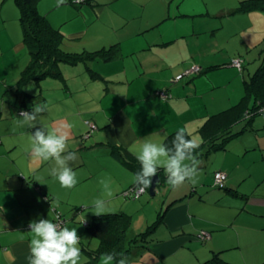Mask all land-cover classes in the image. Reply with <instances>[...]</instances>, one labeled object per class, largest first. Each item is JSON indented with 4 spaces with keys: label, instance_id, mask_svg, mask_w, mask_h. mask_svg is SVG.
<instances>
[{
    "label": "crops",
    "instance_id": "0c3cea01",
    "mask_svg": "<svg viewBox=\"0 0 264 264\" xmlns=\"http://www.w3.org/2000/svg\"><path fill=\"white\" fill-rule=\"evenodd\" d=\"M240 1L244 0H221L219 3L214 0L75 1L78 6L72 10L71 17L80 16L81 21L77 19L73 24L74 31L68 32L69 38L63 27L71 18L63 22L50 20L63 33L64 42L67 40L63 47L75 52L103 49L105 57L99 56L84 64L68 63L70 66L61 67L60 77H46L40 83L32 80L26 85L27 89L42 88L44 100L41 103L48 106L41 117L43 125L51 122H57L55 127L58 122L71 125L66 150L76 153L77 159L72 165L75 172L82 166L95 170L97 166L92 165L95 160L89 161L88 155H108V151L111 155L112 145L127 148L136 156L145 141L166 145L167 137L181 128L197 141L194 155L200 161L198 176L202 175L195 184L185 181L176 190L171 187L168 198L178 200L171 203L164 223L167 233L173 237L155 241L147 249L156 258L154 264H170L168 259L183 250L195 253L192 264H207L205 261L215 255L231 264L260 263L255 260L254 248V255L247 257L241 240L223 232L228 228L226 220L232 213L233 216L264 217V187L257 192L261 184L255 189L250 182L253 172L250 168L255 162L244 171L238 160L248 151H264V120L254 124L260 119L255 118L254 130L237 136L229 143V149L218 150L221 153L216 156L222 162L212 173H209V164L215 155L212 153L217 151H210L203 137L200 138L203 131L215 133L228 128L239 131L242 128L235 126L239 122L244 125V120L249 118L248 106L253 99L243 100L248 79L244 73V59L250 53L255 54L254 59L262 57L258 46L264 44V10H238ZM55 3L58 6L66 0ZM95 24L98 25L94 28ZM25 46L23 37L17 39V55L24 52ZM29 56L31 61L30 52ZM240 57L243 58L242 70L231 63ZM28 64L22 69L23 66L16 63V74L0 75V264H28L32 238L30 222L53 220L52 202L68 196L67 188L47 183V175L42 170L26 173L18 162L19 149L11 151L17 143L9 141L10 135L35 129L22 122L17 109L20 99L13 92ZM194 66L200 68L199 72L189 73ZM63 68L73 70L67 75ZM179 75L183 76L181 80L176 79ZM48 87L59 92L55 94ZM96 87L100 88L99 97ZM160 90H167L169 98L163 99ZM234 142H238L239 147L230 153ZM259 159L264 162V156ZM215 170L228 172L227 187L232 190L213 189L209 176H213ZM4 193L16 197L19 204L16 212L5 210L1 199ZM44 193L51 200L45 201ZM115 194L108 200L120 199ZM234 195L238 199H234ZM200 204L213 206L219 213L206 217L201 214ZM107 211L112 210L104 212ZM207 226L211 228V239L203 242L204 246L194 245L193 242H201L196 235L207 231ZM88 250L92 249L84 245L81 257L87 258L85 252ZM96 263L100 264V260Z\"/></svg>",
    "mask_w": 264,
    "mask_h": 264
},
{
    "label": "rangeland",
    "instance_id": "374dc122",
    "mask_svg": "<svg viewBox=\"0 0 264 264\" xmlns=\"http://www.w3.org/2000/svg\"><path fill=\"white\" fill-rule=\"evenodd\" d=\"M55 1L56 0H39L37 3L38 9L42 14L46 15L49 18V20H51L52 18L55 22L57 21L63 22L64 20L66 21L67 18H68L67 20L71 18L69 21H67L64 24L63 27L65 28L64 30L67 35L66 38H69L68 32L74 31L73 24L78 21H81L80 16L75 15L76 17H71L72 10H75L78 5H76V3L74 2L76 0H66L65 4H61L58 6L56 5ZM214 1L215 3H219L221 0H214ZM116 6L117 4L115 5V7ZM240 6L241 5L239 3L238 7ZM110 9L112 8L110 7ZM19 17H20V10L15 0H0V75L3 76L4 75L11 76L10 75L11 73L16 74L18 70L15 69L16 63H18L20 66H23L22 67L23 69L30 62L28 47L25 46L23 48L24 52H22L20 55H17L15 50L17 39L23 37L22 26ZM77 19L79 20L76 21ZM97 25L98 24H95L94 28ZM65 43H67V40H65L64 44ZM263 48H264V44L258 46V49H260L261 52ZM254 55H255L254 53H250L249 57H247V59H244L245 66L246 68L248 67V69L245 68L244 71L245 76L247 78H249L250 75L254 73V71L258 68V66L262 62V58L254 59L253 57ZM7 62H9L8 65ZM22 62L24 63L26 62V64H23ZM65 65L70 66V64L68 63H62L61 67ZM70 69L63 68V70L67 72L66 73L67 75L70 74L73 70V68ZM220 71L226 72V70H220ZM8 79L13 80L11 78ZM54 79L55 78H51L50 80H54ZM30 88L33 89L34 87H30ZM48 88H52L51 90H54V87H48ZM57 92L59 91L54 90L55 94ZM95 92L96 94H98L97 97H99L100 88L96 87ZM1 100H2V95L0 93V101ZM257 118L260 119H256L254 124L263 121L264 114L258 115ZM55 123L57 122H53V123L51 122L45 126L49 129H54L56 126ZM239 123L240 124L235 126V128L238 129L242 128L243 122H239ZM34 131L35 129L24 134L21 133L13 136L10 135L8 137L9 141L10 142L16 141L17 143V146L11 147V151L14 152L16 149H19L17 151L18 162L23 167L26 173H29L31 170H42L47 175V178L45 180L47 183L59 184V182L49 174L50 169L54 166V161L33 160L30 156L31 143H32L30 139V133ZM200 138H202L201 134H200ZM237 143L238 142H234L231 144L232 149L230 150V153L235 152L237 150V147H239ZM220 153L221 152L219 151L212 153L215 155L212 156V160L209 164V169H210L209 173H212L215 166H217V164L222 162L220 157L216 156V155H220ZM88 156H89V161L95 160L94 164L92 165L94 167L97 166V168L93 170L91 167L90 168L87 167L88 168L87 169L85 166H82L80 171L76 172L78 183L73 188L67 189L68 191L67 197H65L64 199L61 198L59 200L54 201V202L58 201V206L55 205V203L53 202L54 206L52 207V211L54 212V217L57 216L55 211L56 209H58L60 212H66L65 215L67 220L66 225L69 228L77 229L78 235L81 236L80 238H83L82 241L81 239L79 240V243L77 245L80 248V250H82V247L84 245L90 247V249L94 251L99 250L100 248V240L97 237H94L92 231L85 227L86 224L85 219H87L88 217L94 214L92 212L94 210L92 205L93 202L98 198H102L106 201V206L104 211L105 210L114 211L115 209L117 211L124 210L126 213L132 215V225L127 232L128 235L140 233L146 231L149 227L156 226L155 223L157 221L159 213L162 210H165L170 202V200L167 199V195L172 186H170L167 183V176L162 175V182L159 185L157 189V193L155 195H152L148 190L146 193L140 195L137 198H134L132 196L129 197L126 195L125 190L130 188V184L134 182V176L136 171L133 169H129L127 167L125 168L122 162L118 161V159L115 158L113 155H109V151H108V155H106L105 153L104 154L98 153L97 157L95 156L92 157V154ZM242 156L243 157H238V160H240L242 167L244 168V171L246 168L248 169L250 168L252 162L253 163L255 162L253 167L250 168L253 170L252 176L250 177L251 178L250 182L252 184V187L255 189L258 188V186L261 184V186L257 189L258 192L262 187H264V162L263 160L259 159V157L264 156V151L262 149H255L248 151L246 155L242 154ZM228 160L230 161L231 157H229ZM204 175L205 173L203 174V177ZM199 176H197L196 179H199ZM101 180L107 181L109 184V189L111 194H115L117 192V194L115 195L119 196L120 199L117 200L114 199L109 201L108 199L110 198L109 197L110 195L108 194L107 191L104 190L103 185L100 183ZM209 180H210L209 184L214 185L213 176H209ZM173 188H175L176 190L178 189V186ZM42 197L45 201H47L44 198V196ZM233 198L238 199V196L234 195ZM1 199L4 206L6 207L5 210L7 212L10 211L16 212L19 206L16 197H14L12 194L4 193L1 195ZM59 206L62 210L59 209ZM200 207L203 209V212L201 214L205 215L206 217H211L219 213V210L212 208L213 206H210L208 204H200ZM228 218L229 219L226 220V222L228 221V223H226L228 224V228H226V230L223 233L224 234L230 233L236 239H240L242 246H244L242 247L243 253L247 257L251 256L252 254L254 255V253H256L257 257L255 260L256 261L259 260V262L264 261V220H263L264 217L257 216L256 218H253L251 215H247V214H238L236 216H233L232 213V215H230ZM52 221L56 222L54 218ZM206 228L207 231L202 230V232H210L209 230H211V228L208 226ZM172 237L173 235L167 233L166 230L161 232L157 236V239L160 238L163 240H168L169 238ZM208 237L211 239L212 237L211 233ZM196 238L198 239L199 237L197 236ZM193 244L204 246V243L202 241L197 243L193 242ZM253 248L255 249V252L252 250ZM85 253L87 258H84L83 255L82 257H80L78 264H97L96 262L100 260L101 256L98 258V260L97 259L93 260L94 257L91 254H89L88 252ZM130 257H129L130 259L128 260L129 264H154L156 261V258L147 250L143 251V255L133 254ZM87 259L89 260L87 261ZM195 259H196L195 253H192L187 250H183L173 258L168 259V261L170 264H180L182 261L184 262L187 261V263L190 262V264H192V262H194Z\"/></svg>",
    "mask_w": 264,
    "mask_h": 264
},
{
    "label": "trees",
    "instance_id": "16d2710c",
    "mask_svg": "<svg viewBox=\"0 0 264 264\" xmlns=\"http://www.w3.org/2000/svg\"><path fill=\"white\" fill-rule=\"evenodd\" d=\"M19 10H20V23L23 30V38L29 48L31 55V61L28 66L22 71L21 77L18 81L17 87L13 90L14 95L19 100V105H17L18 112L22 111H31L34 103H41L44 100V95L41 87H36L34 91H30V87L26 85L35 80L36 82H41L46 77H60L61 64L62 63H79L84 62L88 63L91 59L98 58L99 56L105 57L103 49L97 51H81L75 52L70 50H65L63 48L64 35L60 29L55 28L49 18L42 14L38 9L39 0H15ZM88 0H76L78 3H84ZM75 2V1H74ZM75 2V3H76ZM253 8H260L264 10V2L261 0H244L241 2V6L238 7V10H249ZM262 62L260 63L257 70L250 76V78L245 81L246 95L243 100H246V97L252 98V104L248 106L247 116L248 119L244 120L246 123L242 126V129L239 131H234L232 128L228 130H223L221 132L210 133L209 131H203V142L204 145H207L210 148V151L215 150H227L229 149V143L232 142L237 136L248 131L254 130L252 127L253 120L257 118L258 115L264 114V48L262 50ZM108 57L111 56L107 55ZM241 59V57L239 58ZM242 67L238 69L242 70L243 68V58ZM200 70V68H199ZM199 72V71H193ZM191 73V72H189ZM183 76L179 78L181 80ZM32 90V89H31ZM168 92V91H167ZM169 94V93H168ZM160 95V94H159ZM20 97V98H19ZM169 98V97H168ZM164 99V98H163ZM166 99V98H165ZM210 122V119L206 124ZM89 128H91V123H87ZM203 128V127H202ZM178 131L169 135L166 139V145L171 148L172 140ZM187 138L193 139L189 133ZM194 140V139H193ZM111 155L120 160L127 168L133 169L136 173L140 170L141 165L136 159V156L127 148L119 147L116 145L111 146ZM218 171H223L226 173V179L223 185H220L216 182V173ZM158 174L160 176L165 175L163 168H158ZM214 185L213 189L222 190H232L227 187L228 181V172L225 170H215L213 173ZM158 189V188H157ZM136 187L134 183L130 188L126 189V195L129 197L137 198L140 195L146 193L148 189H145V192L136 195ZM157 192V190H156ZM237 194L236 191H233ZM170 191L168 192L167 199L170 200L168 206L165 210H162L159 213L156 226L149 227L146 231L130 234L127 232L132 225V215L124 211H107L102 215L94 214L88 222L86 221L85 226L92 231L93 234L100 240L99 250H88L94 259H97L101 256L103 252L113 253L116 255V259L120 258V253H123L128 257V260L133 254L142 255L144 250H147L151 244L155 241H159L157 236L166 231L165 226V217L169 210L171 203L176 202L178 199H169ZM44 198L46 200H51V197L44 193ZM48 196V197H47ZM175 200V201H174ZM50 202V201H49ZM57 216L54 217L56 222L66 225L65 215L60 212L58 209L55 210ZM210 232L200 231L196 236L198 240L205 242L209 240ZM155 237V239H154ZM157 239V240H156ZM130 257V258H129ZM207 264H231L227 261L222 260L218 256H213L212 258L205 261ZM256 264H264L263 262Z\"/></svg>",
    "mask_w": 264,
    "mask_h": 264
},
{
    "label": "clouds",
    "instance_id": "9594fccd",
    "mask_svg": "<svg viewBox=\"0 0 264 264\" xmlns=\"http://www.w3.org/2000/svg\"><path fill=\"white\" fill-rule=\"evenodd\" d=\"M65 0H59L64 3ZM45 103H34L32 110L22 111L20 118L29 128H35L30 133L33 160L54 161L49 174L59 182L62 188H73L77 183V174L73 170V163L77 157L75 152L67 151V141L71 125L58 122V126L49 129L41 122L42 114L47 112ZM41 127H36L37 124ZM198 144L187 138L184 128H181L172 140V147L145 141L136 155L141 168L135 173L134 185L140 192L152 187L158 174V168H163L167 176V183L172 187L183 184L186 180L193 184L197 182L200 161L194 155ZM39 181V180H38ZM105 191L111 195L109 184L101 180ZM58 206V201L54 202ZM52 202V207L54 206ZM106 201L98 198L93 202V213L104 214ZM32 238L29 243L30 254L28 264H78L81 250L77 246L80 240L77 229L69 228L59 222L39 219L29 224ZM117 260L113 253H104L100 257V264H129L128 257L120 253Z\"/></svg>",
    "mask_w": 264,
    "mask_h": 264
},
{
    "label": "built area",
    "instance_id": "2783aa9c",
    "mask_svg": "<svg viewBox=\"0 0 264 264\" xmlns=\"http://www.w3.org/2000/svg\"><path fill=\"white\" fill-rule=\"evenodd\" d=\"M232 63H233V65L236 66V67H239V68L242 67V61H241V59H239V58L234 59V60L232 61ZM193 71H199V67L194 66V67H192L188 72H193ZM181 76H182V75H179L176 79H179ZM159 94H160V96H161L162 98H164V99H165V98L167 99V98L169 97V94H168L167 90H160V91H159ZM225 179H226V173H225V172H223V171H218V172L216 173V182H217V183H219L220 185H223ZM144 192H145V190L142 191V192L136 190V195H140V194H142V193H144Z\"/></svg>",
    "mask_w": 264,
    "mask_h": 264
},
{
    "label": "water",
    "instance_id": "95a60500",
    "mask_svg": "<svg viewBox=\"0 0 264 264\" xmlns=\"http://www.w3.org/2000/svg\"><path fill=\"white\" fill-rule=\"evenodd\" d=\"M161 182H162V176H160L159 174H157V177L155 178L152 187L149 188V192L152 195H155L156 194V190L159 187V185L161 184Z\"/></svg>",
    "mask_w": 264,
    "mask_h": 264
}]
</instances>
